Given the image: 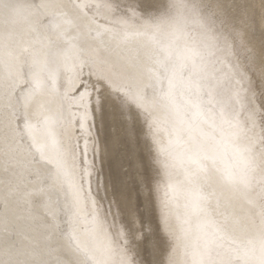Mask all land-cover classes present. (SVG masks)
<instances>
[{
    "label": "rangeland",
    "instance_id": "obj_1",
    "mask_svg": "<svg viewBox=\"0 0 264 264\" xmlns=\"http://www.w3.org/2000/svg\"><path fill=\"white\" fill-rule=\"evenodd\" d=\"M1 1L12 4L14 2H18V1L20 2L22 0H1ZM242 1L241 0H137L136 4L134 5L136 11L133 14L131 8L129 7V0H62V1L49 0L48 3L50 4V6L49 8L46 9L47 12L45 11V13L43 14V16H45V18L43 17V21L49 20L48 16L49 17L52 16L54 22V28L51 31L49 27L42 28L41 32L37 33L38 43L36 44L37 46L35 45V48H38L37 53H40L43 50V45H45L47 41L45 42V44H41L40 42H42L45 39V37L53 38V40L52 41L50 40V43L47 44L44 50L46 49L52 50L53 46H57L56 47L57 52L63 56L60 58L72 62V64H70L68 69H70L69 73H71L70 75L71 79L73 75L74 77L71 81V86L69 88L70 90L68 92L69 94H66L65 96L58 89H56L57 88L56 84L52 85L53 87L50 88L51 90L50 97L51 98L54 97V99L48 98L46 100L47 103H45L44 105L45 106L44 110H46L45 112H47L45 113L46 115L42 113L38 114L36 120L35 121L33 120L31 124L29 123L30 121L29 117L23 116L18 120V128L20 132H23V134L21 135L24 137L25 139L24 141L27 144V147H29L36 155L34 159L36 164L41 163L42 165L48 166V167L42 166L46 174L41 173L43 177H41L40 180L38 179L39 185L37 184V188L44 190L48 188L51 183H54L56 181L57 186H61L60 188L64 192V195L66 194L64 207L62 209L63 212H66L64 213L65 224H63V226L59 229V233L61 232L60 234H62V236H65L66 238L65 241L68 242V244L71 247L72 245L74 247L76 246L75 248H77L78 252L81 253L80 255L81 256L83 255L81 257L83 264H99L97 263V260H98V255L101 257V254H102V259H101L102 264H120L122 256L124 255H126L129 259L134 260L136 264H143V262L146 259L152 260L153 264H176V263L205 264L209 260V257L212 254L211 249L217 251V254L220 257V259L218 257L216 261L228 259L231 260L232 264H264V253H262L264 252V245H262L264 244V235H262V233H264L263 231L264 224H262L264 223V181H263L264 180L263 179L264 178V95L261 94L262 92L261 77L264 76V36L263 35L261 36L258 33H256V29L254 27L250 29L251 31L244 30L240 22L238 23V15H237V14L240 15L241 10L244 9L246 10L247 5L252 6L253 4V8H254L253 12L254 15H256L255 17L259 18L264 16L263 14L264 0L263 1L242 0ZM257 1L263 3H261V7L256 9L254 3L255 5H257L258 4ZM117 4L119 5V7H117ZM238 5L240 6L239 8L240 11L237 12L236 7ZM63 8L64 9L67 8L66 9L67 11L65 10L64 12ZM62 12L64 13L62 14ZM61 14L63 17L61 16ZM258 14H260L259 17ZM72 16H75L76 20H74ZM60 20L61 23L59 22V24L61 25H58V21ZM71 20L74 21L70 22ZM91 20H94V23H92V25H91ZM76 21L77 23L75 24L74 22ZM106 25L107 26L109 25L108 28ZM194 26L198 28V29L196 28L197 30L195 33L192 32V30L193 31L195 30ZM74 33L76 35H74ZM63 34L65 35L69 34V35L65 36ZM73 35L76 37H74ZM79 35L82 37L80 38ZM103 35L104 37H102ZM174 35L177 36L175 37ZM73 37L76 39H74ZM106 38L109 39L107 40ZM124 38H126V40ZM61 40L62 42H60ZM74 40H75V44L73 43ZM80 43L82 45H79ZM107 44H109V46ZM115 44L116 46L120 47V52H125L126 54L125 57L129 56L127 55V52L131 55L130 52L133 53L139 49V54L136 56L137 58L136 57L133 58V60L136 62L135 63L132 62L133 66L132 64H129L132 68L128 67L129 65L126 64V62L124 64L125 66L124 67L117 60L118 56L115 54L112 48V46L116 47ZM125 45L126 48L124 49L123 47H125ZM128 45H130V47H128ZM83 46H85L86 49ZM132 46L134 47L132 48ZM100 47L101 48L105 47L106 50L105 48L100 49ZM187 47L188 48L190 47V49H188ZM145 48L147 49L146 51ZM122 49H124V51H122ZM99 51L100 52L102 51L101 54ZM87 52H89V54ZM141 52L143 53V55L140 54ZM86 55H88L87 56L88 58L86 57ZM107 56L109 57V59ZM104 57L106 59H103ZM48 58L51 59L50 57ZM168 59L170 61V64L168 62ZM190 59H193L194 61ZM114 60L115 62L113 63ZM84 61L92 62L91 68L94 70L95 73H97L96 75L101 77L104 81L106 80L105 81L106 84L110 85L111 92L108 93L112 98L110 100L113 101L115 100L118 104H120L121 98L118 95V93H123L124 95L129 97L137 93L140 96H142L141 98L142 108L139 110V122L137 124V130L135 133L132 134L131 139L128 138V135L126 133V128H131L133 124L132 117L127 112L122 113L121 110L118 112L117 116H115V112L113 113V110L111 109V104L108 102L109 101L108 98H106V92H107L106 88L98 87L97 84H95L96 83L95 77L91 76V73H89L87 69H85L83 75L81 74L80 81L76 82L75 79L77 75L76 71L80 68L83 69L82 66L84 65ZM42 62L43 60L40 58L36 64L37 65L40 64L39 66L42 67V73L45 76L46 85H47L50 84V82L48 81L49 75L50 77L52 76L51 79L55 81V78L53 76L55 74V71L52 66L54 64L52 60H50L51 63L48 62V60L44 61L43 63ZM158 63L161 64L158 65ZM117 64L119 67H116ZM121 66H123L124 68H122ZM194 66H196L195 68L197 69L194 73H191L193 72ZM33 67H35V65H32V70ZM154 67L156 69H154ZM136 71H138V74ZM120 72L122 74H120ZM127 73L133 76L131 75L128 76ZM182 77L183 79H181ZM117 78L120 82L117 80ZM113 79H115V81ZM121 80L123 82H121ZM129 80L130 81L132 80L131 81L132 83H130ZM179 81L182 83H180ZM122 83L124 84L122 85ZM137 84L139 87L137 86ZM181 84L182 87L180 88L183 91L181 89H179L178 91L177 87L178 85ZM93 86H95V88ZM148 86L150 88L151 87L153 88L150 89ZM23 87L26 88L32 87L31 89H33V91L36 92L37 90L42 88V83L40 82V84L33 86L28 81L27 83L26 82L23 83ZM126 87L129 88L127 89ZM119 88H121L122 90ZM20 89L22 90L23 88ZM165 91L168 92L169 96H170L169 93L170 91L175 92V93L171 92V95L174 96L173 98H175L174 103H172L171 100L170 102H168L167 100L169 99L168 95L165 101L159 98L158 95L161 94L162 92L164 93ZM162 95L164 96V94ZM22 98L24 97L22 96ZM162 98H165V96ZM173 98L171 97V99ZM97 99L101 100V103L99 105H97L96 103ZM198 99L204 101L203 106H201L202 104H200L199 102H196ZM54 100L57 102L53 103ZM51 103H53L55 106ZM177 103H184L187 104L188 106L189 112H187L184 118L182 117L183 119H180L179 117H181V115H179L175 111V109L177 110V107H175ZM253 107L255 109L254 113H253ZM52 110L53 111L56 110L55 114L53 113ZM98 113L101 115L99 116ZM193 113L197 115L196 116L197 118L195 117V115H193ZM250 114H252L251 119L249 118ZM169 118L171 121L169 120ZM41 119L44 122L41 121ZM200 119L201 121L202 120L203 121L201 122ZM204 119L206 121L207 120L209 121L206 122ZM194 121H196L197 124H199L198 122L201 123L200 125H197L195 124L196 122L194 123ZM204 121H205V125L203 126ZM25 122L27 126H25ZM208 123L210 126L208 125ZM38 124H40L41 126L40 125L38 126ZM72 124H74L75 126ZM171 124L173 125L174 128L172 127ZM193 124H195L196 127ZM177 125L179 126L180 129L178 128ZM31 127L34 129L31 130L30 129ZM188 127H190L189 131L187 130ZM201 129L203 130L201 131ZM236 129L237 131H235ZM35 130L37 132L40 131L43 136V141L37 145L33 144L34 142L32 140L34 136L33 131L35 132ZM57 132H59L60 134ZM206 132L208 135H206ZM210 132L212 135L210 134ZM62 134L64 137H62ZM199 134L200 135L202 134L201 138L207 137L209 136V134L212 137L209 136V139L208 137L206 139L205 138L200 139ZM224 134L226 136H224ZM58 135H60V138ZM166 135L167 137L169 136L168 139ZM181 135H183L182 136L183 138L181 137ZM220 136L222 137V139ZM225 137L226 140L223 141ZM170 138H172V141H170L171 140ZM191 138L193 142L191 141ZM229 138L231 142L228 140ZM221 141L223 143H221ZM205 142H207L206 143L207 145L205 144ZM210 142L212 144H210ZM226 142L227 143L229 142L228 144L230 145L226 144ZM198 143L199 144L201 143L200 144L201 146ZM53 145L56 146L54 147ZM170 145L174 147L172 148ZM66 146L69 148H67ZM206 147L208 148L206 149ZM57 149L59 152L57 151ZM191 149L193 151H191ZM235 149H237L238 152L241 151L240 153L241 157H239L240 155H238ZM67 150L68 152H70V155L67 154L65 155V152ZM207 150H209V152ZM56 151L57 153H55ZM211 153L213 154V156ZM231 153L234 156H232ZM193 155L195 157H193ZM247 155L248 157H246ZM210 156H212V158ZM169 157H171L172 159ZM197 159L199 160L197 161ZM55 160L60 162L57 161L55 162ZM2 161L3 159L0 156V170H1L0 179L2 180V181L0 180V210L3 209L4 211L3 213L5 214L4 220L6 222L5 223L6 228L4 227V229L0 233V236L3 237V239L5 240L8 246L13 247L15 250L18 251L22 250V248H25L27 244H28L27 246L32 247V250H34L33 249L34 247L36 248L38 247L37 243L33 240V237L31 236V232H29L30 230H28L29 228L22 220L23 218L21 217L20 213L17 210V207L15 206L16 202L14 201L16 196V192H15L16 182L14 181V179L6 169L4 161L3 162ZM204 161H206V163L208 162L209 163L208 164L199 163ZM50 162L52 166H50ZM66 162L68 163V166ZM185 162L187 163V166ZM196 164L199 166H197ZM180 165L182 167H180ZM171 166L173 168L175 166L177 167L173 169ZM63 167H65V169ZM194 167L196 168L194 169ZM199 167L207 168V169L209 168L208 171H210V174L207 173L206 175H203L206 178L202 177V179L205 180L204 182L201 180L199 183L185 179L186 176L188 177L189 175L199 170L200 169ZM242 167L244 169H242ZM212 174L213 176H216V174L218 175L216 177H213ZM47 175H49V177H47ZM200 175L202 176V174ZM211 176L213 177V179ZM223 177H225V179ZM218 178L220 179V181ZM136 180L140 181L139 187L141 190V195L136 201L139 207V217H140L136 227L137 229H140L143 226L144 232L147 234V239L145 238L144 235H139L136 239H132L130 234L125 232L123 228V214L120 206L117 203L118 199L121 198L119 196L121 190L126 191L130 188H134L136 186L135 185ZM145 182L150 184L152 188L150 199L147 198L148 189L145 187ZM182 182L185 184V186H183L184 184ZM214 182L216 183L214 184ZM45 183L47 185H45ZM173 186H175V189L179 188L178 190H181L182 193L180 194L182 195L177 194L181 199L174 194L172 189ZM212 186H214V188H212ZM218 186L220 189L218 188ZM184 187L185 189H182ZM215 188L218 189L216 190ZM200 189L201 191H199ZM212 189L217 191V192L215 191L217 195H214L215 192ZM185 190L186 191L189 190V191L186 192ZM229 191H231V193ZM218 192L219 195H221L223 198L221 196L219 198L217 197L219 196ZM227 192L230 194H228ZM167 193L168 194L170 193V195L166 196ZM225 194L227 195L225 196ZM206 195H208L209 197ZM183 196L187 197L191 202L194 203L195 205L194 208L197 209V212L201 211L204 207H207L206 209L207 213L205 212L203 214H200L201 216L199 214L194 215L193 213H191V216H189L187 213L182 216L180 213V209L176 206V202L178 201V199L179 201H182ZM230 196L233 197L231 200H229L231 198ZM185 197H183V199H185ZM210 197L212 199H210ZM215 197H217L218 199ZM167 198H169L168 199L169 202L166 200ZM213 199H215L214 202ZM68 200L71 203L68 202ZM238 200H240L239 201L240 203L238 202ZM209 201H211V203ZM235 201H237V203ZM166 202L167 204L170 205H166ZM227 202L229 206L226 204ZM248 202L250 203L249 205L250 210L248 208V204H249ZM223 205L225 208L223 207ZM252 205H254V207ZM238 206H240L241 208L239 207L237 209ZM67 207H69V210ZM65 208L67 211L65 210ZM226 209H228L231 214ZM78 211L80 213H78ZM236 213L238 216L236 215ZM73 214L75 215V217ZM211 215L213 216V218ZM183 217L185 219H183ZM199 217L202 221L199 219ZM208 217L209 218L211 217L210 219L216 220V222L214 221L213 224V221L208 219ZM10 220L11 222L12 221L13 222L11 223ZM72 220L74 221L72 222ZM241 220H248V221H241ZM94 221L96 222L94 223ZM141 221L143 222L142 224ZM181 221L183 222L180 223ZM211 222L213 225H210ZM72 223L74 224L72 225ZM208 223L210 225L209 226L210 229H208L207 226ZM226 223L229 225H227ZM174 224H176L175 225L176 227L173 228ZM168 225L171 229L168 228ZM191 225L192 227H190ZM211 226L216 227L215 229L217 230L215 231V229H212ZM253 226L254 228H252ZM262 226H263L262 228L263 232H261V230L259 229V227L261 228ZM193 227L195 228L194 230ZM250 227L252 229H255L254 230L255 233L253 232V230H251ZM17 228L20 230H18ZM219 229L221 232L219 231ZM176 230L177 232H175ZM118 232L120 233V235H117ZM182 233H185L186 235ZM229 234L232 235L231 238ZM193 236L194 239L190 241L193 238ZM17 237L22 239L21 240L22 244L19 243L18 240H16ZM238 238L241 241H239ZM243 238L244 240H242ZM258 239L259 241L256 242ZM111 240H114L115 243H117L118 241L119 246H111L109 243ZM122 240L125 241L126 243L122 244L121 243ZM201 241H203L204 243ZM248 241L251 242L249 243ZM243 242L244 244L241 245ZM24 243L26 244L24 245ZM238 243H240V245ZM175 244H178L179 246ZM252 246H255L256 248ZM260 247L262 250L260 249ZM0 249L2 250L1 252H3L4 249H8V248H4L3 246H1ZM257 250L259 251V253ZM235 252L238 253L236 254ZM37 254L38 252L37 253L35 252V255H33L30 258L32 264H46L47 263L46 257L42 256L41 254L38 255ZM235 255H237L238 257ZM160 256H164L163 258L164 260L160 258ZM249 258H251L253 261L251 259L249 260ZM111 259H113L114 262L110 261ZM17 262L20 264V260L17 259Z\"/></svg>",
    "mask_w": 264,
    "mask_h": 264
},
{
    "label": "bare ground",
    "instance_id": "obj_2",
    "mask_svg": "<svg viewBox=\"0 0 264 264\" xmlns=\"http://www.w3.org/2000/svg\"><path fill=\"white\" fill-rule=\"evenodd\" d=\"M46 1V2H45ZM62 1V0H61ZM242 1V0H241ZM263 1V0H262ZM49 2V0H22V1H18V2H14V3H12V4H10V3H7V2H4V1H1L0 0V142L2 141V143H3V146L5 147V150H6V153L4 152L5 150H3V148L0 146V156H1V158L3 159V161H4V164H5V166H6V169L8 170V172L10 173V175L12 176V178L14 179V181L16 182V184H15V192H16V196H15V201L14 202H16V204H15V206L17 207V210H18V212L20 213V215H21V217L23 218H21L24 222H25V224H26V226L29 228L28 230H30L29 232H31V236L33 237V240L37 243V248L36 247H34L33 249L34 250H32V247H29V246H27L26 245V247L25 248H22V250H15L13 247H11V246H8L7 244H6V242H5V240L3 239V237H1L0 236V247L1 246H3L4 248H8V249H4V251L3 252H1L2 250L0 249V264H19L18 262H17V259L18 260H20V264L22 263V264H32V262L30 261V258L33 256V255H35V252L37 253L38 252V254H41L42 256H45L46 257V260H47V263L46 264H83V261L81 260V257L83 256H81L80 254V252H78V250H77V248H75L73 245H72V247L68 244V242H66L65 241V236H62V234H60L59 233V229L63 226V224H65L64 223V213H66V212H63L62 211V209H63V207H64V201H65V195H64V192L61 190V186H57V182L55 181L54 183H51L50 185H49V187L48 188H46V189H38L37 188V184L39 185V182H38V179L40 180V178L41 177H43L42 175H41V173H45L46 174V172H45V170H44V168L42 167V166H47V165H42L40 162H38V163H40L41 164V166H40V164H36V162H35V157H36V155L33 153V151L29 148V147H27V144L25 143V139H24V137L21 135V134H23V132H20V130H19V128H18V120H19V118H21V117H26V116H28L29 117V123L31 124V122L34 120H36V117L38 116V114H40V113H42V114H45V113H47V112H45L46 110H44L45 108V103H47V99L49 98V99H54V97H50V94H51V90H50V88H52L53 86L52 85H54V84H56V86H57V88L56 87H54V88H56V89H58L64 96L66 95V94H69L68 92H69V88H70V86H71V81H72V79H73V77H74V75H73V77H72V79H71V77H70V75H71V73H69L70 72V69H68V67L70 66V64H72V62L71 61H69V60H63V59H61L60 57H63L62 55H60L58 52H57V46H53L52 47V50H44L45 48H46V46H47V44H49L50 43V40L52 41L53 40V38H51V37H45V39L42 41V42H40L41 44H45V42H46V44L45 45H43V50L40 52V53H37L38 52V48H35V45L38 43V41H37V33L39 32H41V30H42V28H47V27H49L50 28V31L54 28V22H53V19H52V16H48V19L49 20H44L43 21V17L45 18V16H43V14L45 13V11H46V9L47 8H49V6H50V4L48 3ZM59 2V1H58ZM66 2V1H65ZM251 2V1H250ZM258 2V1H257ZM54 3V2H53ZM62 3V2H61ZM242 3H243V1H242ZM261 3H263V2H261ZM261 3L260 2H258V4L257 5H255V3H254V6H256V9L257 8H259V7H261ZM68 4V3H67ZM66 4V5H67ZM69 5V4H68ZM219 5V4H218ZM242 5V4H241ZM245 5V4H244ZM84 6V5H83ZM246 6V5H245ZM58 7V6H57ZM59 8V7H58ZM239 8H240V6L238 5L237 7H236V11L238 12V11H240L239 10ZM64 9V8H63ZM67 9V8H66ZM66 9H64V12H65V10ZM244 9V8H243ZM254 8H253V4H252V6L250 5V6H246V10L244 9V10H241V13H240V15L239 14H237L238 15V23L240 22V24L243 26V28H244V30H246V31H249L251 28H255L256 29V33H258L259 35H263L264 36V16H262V17H259V15L260 14H258V17L259 18H257V17H255L256 15H254V10H253ZM262 9V8H261ZM53 10V9H52ZM62 10V9H61ZM229 10V9H228ZM50 11V10H49ZM67 11V10H66ZM70 11V10H69ZM47 12V11H46ZM64 12H62V14L64 13ZM98 12V11H97ZM100 12V11H99ZM55 13V12H54ZM68 13V12H67ZM73 13V12H72ZM260 13V12H259ZM62 14H61V16H62ZM257 14V13H256ZM264 14V13H263ZM57 15V14H56ZM98 15V14H97ZM93 16V15H92ZM177 16V15H176ZM46 17H47V14H46ZM57 17H60V16H57ZM63 17V16H62ZM73 17V19L74 20H76L75 19V16H72ZM78 17V16H77ZM236 17V16H235ZM55 19V18H54ZM57 19H59V18H57ZM63 19H65V18H63ZM66 19H67V16H66ZM73 20V21H74ZM63 21V20H62ZM72 20L70 21V22H73ZM77 21H78V19H77ZM77 21L76 22H74L75 24L77 23ZM90 21V20H89ZM56 22V21H55ZM59 22L61 23V20L60 21H58V25H61V24H59ZM64 22V21H63ZM69 22V21H68ZM69 22V23H70ZM80 22H82V21H80ZM107 22V21H106ZM106 22H105V24H106ZM109 22V21H108ZM168 22V21H167ZM174 22V21H173ZM79 23V22H78ZM92 23H94V20H91V25H92ZM66 24H68V23H66ZM103 24V23H102ZM135 24V23H134ZM72 25V24H71ZM71 25H69V26H71ZM84 25V24H83ZM90 25V26H91ZM167 25V24H166ZM63 26H64V24H63ZM68 26V27H69ZM73 26V25H72ZM99 26V25H98ZM97 26V27H98ZM107 26V25H106ZM109 26V25H108ZM108 26H107V28H108ZM67 27V28H68ZM82 27V26H81ZM93 27V26H92ZM100 27V26H99ZM195 27V30L193 31L192 30V32L193 33H195L196 32V30L198 29L196 26H194ZM70 28H72V27H70ZM70 28H69V30H70ZM78 28V27H77ZM76 28V29H77ZM91 28V27H90ZM95 28V27H94ZM197 28V29H196ZM59 29V28H58ZM62 29H63V27H62ZM87 29V28H86ZM89 29V28H88ZM102 29V28H101ZM57 30V29H56ZM108 30V29H107ZM122 30V29H121ZM127 30V29H126ZM132 30V29H131ZM134 30V29H133ZM157 30V29H156ZM87 31V30H86ZM99 31H100V29H99ZM116 31V30H115ZM137 31V30H136ZM200 31V30H199ZM251 31V30H250ZM60 32V31H59ZM63 32H65V31H63ZM68 32V31H67ZM85 32V31H84ZM101 32H103V31H101ZM53 33V32H52ZM70 33V32H69ZM81 33V32H80ZM124 33V32H123ZM132 33V32H131ZM130 33V34H131ZM171 33V32H170ZM169 33V34H170ZM172 33H173V31H172ZM202 33V32H201ZM61 34V33H60ZM85 34V33H84ZM94 34V33H93ZM106 34H107V32H106ZM116 34V33H115ZM133 34V33H132ZM131 34V35H132ZM157 34V33H156ZM63 35H65V34H63ZM69 35V34H68ZM67 34L65 35V36H68ZM74 35H76L75 33H74ZM73 35V36H74ZM78 35V34H77ZM82 35V34H81ZM134 35V34H133ZM168 35V34H167ZM51 36V35H50ZM80 36V35H79ZM83 36V35H82ZM82 36H80V38L82 37ZM111 36V35H110ZM117 36V35H116ZM130 36V35H129ZM175 36V35H174ZM173 36V37H174ZM177 36V35H176ZM175 36V37H176ZM261 36H259V37H261ZM74 37H76V36H74ZM73 37V38H74ZM84 37V36H83ZM102 37H104V35L102 36ZM159 37V36H158ZM162 37H164V36H162ZM257 37H258V35H257ZM51 38V39H50ZM62 38V37H61ZM94 38V37H93ZM99 38V37H98ZM123 38V37H122ZM74 39H76V38H74ZM78 39H79V37H78ZM83 39V38H82ZM96 39V38H95ZM107 39V38H106ZM109 39V38H108ZM107 39V40H108ZM113 39V38H112ZM119 39V38H118ZM125 40H126V38H124ZM128 39V38H127ZM157 39V38H156ZM162 39V38H161ZM65 40V39H64ZM70 40H71V37H70ZM86 40V39H85ZM99 40V39H98ZM114 40V39H113ZM113 40H112V42H113ZM139 40V39H138ZM142 40V39H141ZM140 40V41H141ZM159 40V39H158ZM256 40V39H255ZM80 41V40H79ZM94 41V40H93ZM92 41V42H93ZM100 41V40H99ZM120 41V40H119ZM129 41V40H128ZM60 42H62V40L60 41ZM72 42V41H71ZM81 42V41H80ZM83 42V41H82ZM86 42V41H85ZM88 42V41H87ZM98 42V41H97ZM101 42V41H100ZM105 42V41H104ZM109 42V41H108ZM188 42V41H187ZM74 44H75V40H74V42H73ZM79 43V42H78ZM91 43V42H90ZM94 43V42H93ZM122 43H124V42H122ZM130 43V42H129ZM133 43V42H132ZM148 43V42H147ZM175 43H176V41H175ZM174 43V44H175ZM60 44V43H59ZM70 44V43H69ZM103 44V43H102ZM139 44V43H138ZM146 44V43H145ZM165 44H167V43H165ZM164 44V45H165ZM173 44V45H174ZM55 45V44H54ZM63 45V44H62ZM67 45H68V43H67ZM78 45V44H77ZM76 45V46H77ZM79 45H82L81 43L79 44ZM85 45V44H84ZM96 45V44H95ZM99 45V44H98ZM101 45V44H100ZM108 46H109V44H107ZM126 45H127V43H126ZM126 45H125V47H123L124 49L126 48ZM157 45H158V43H157ZM172 45V44H171ZM34 46V47H33ZM37 46V45H36ZM64 46V45H63ZM75 46V45H74ZM92 46V45H91ZM115 46H116V44H115ZM121 46V45H120ZM141 46V45H140ZM146 46V45H145ZM144 46V47H145ZM161 46H162V44H161ZM33 47V48H32ZM81 47V46H80ZM85 49H86V47L85 46H83ZM98 47V46H97ZM102 47H103V45H102ZM106 47V46H105ZM104 47V48H105ZM128 47H130V45H128ZM134 46H132V48H133ZM167 47V46H166ZM170 47V46H169ZM41 48V47H40ZM49 48V47H48ZM66 48V47H65ZM104 48H101L100 47V49H104ZM112 48H113V50H114V52H115V54L118 56V58H117V60L120 62V64L121 65H123L124 66V64H125V62H126V64H132V66H133V63L132 62H136V61H134L133 60V58L134 57H136L138 54H139V49L137 50V51H135V52H130L131 53V55L127 52V55H129V56H127V57H125L126 56V54H125V52H120V47H118V46H116V47H114V46H112ZM137 48V47H136ZM135 48V49H136ZM175 48V47H174ZM188 48V47H187ZM67 49V48H66ZM124 49H122V51H124ZM131 49V48H130ZM142 49V48H141ZM177 49V48H176ZM188 49H190V47L188 48ZM56 50V51H55ZM62 50H64V49H62ZM83 50V49H82ZM105 50H106V48H105ZM134 50V49H133ZM147 49L145 48V51H146ZM159 50V49H158ZM171 50V49H170ZM68 51V50H67ZM97 51V50H96ZM110 51V50H109ZM125 51H127V50H125ZM157 51V50H156ZM160 51V50H159ZM165 51V50H164ZM193 51V50H192ZM100 52V51H99ZM102 52V51H101ZM101 52H100V54H101ZM104 52V51H103ZM107 52V51H106ZM194 52V51H193ZM67 53V52H66ZM77 53V52H76ZM88 54H89V52H87ZM86 53V54H87ZM94 53V52H93ZM105 53V52H104ZM195 53V52H194ZM39 54V55H38ZM65 54V53H64ZM109 54V53H108ZM111 54V53H110ZM140 54H142L143 55V53L141 52ZM145 54V53H144ZM179 54V53H178ZM186 54V53H185ZM80 55V54H79ZM112 55V54H111ZM147 55V54H146ZM146 55H144V56H146ZM176 55V54H175ZM193 55V54H192ZM88 55H86V57H87ZM100 56V55H99ZM143 56V57H144ZM168 56V55H167ZM173 56V55H172ZM48 57H50L51 59H49ZM98 57V56H97ZM108 57V56H107ZM141 57V56H140ZM146 57H148V56H146ZM153 57V56H152ZM166 57V56H165ZM42 59L43 60V62L44 61H46V60H48V62H50V60H52V62H53V64L54 65H52L53 66V68H54V71H55V74L53 75L54 76V78H55V81L54 80H52L51 79V77H50V75H49V82H50V84H47L46 85V80H45V76L43 75V73H42V67L41 66H39V65H37L36 63H37V61H39V59ZM88 58V57H87ZM137 58V57H136ZM136 58H135V60H136ZM180 58V57H179ZM103 59H106L105 57L103 58ZM108 59H109V57H108ZM138 59H140V58H138ZM200 59V58H199ZM78 60V59H77ZM91 60V59H90ZM165 60V59H164ZM171 60H172V57H171ZM190 60H193V59H190ZM189 60V61H190ZM97 61V60H96ZM95 61V62H96ZM99 61V60H98ZM145 61V60H144ZM152 61V60H151ZM157 61V60H156ZM160 61V60H159ZM167 61V60H166ZM165 61V62H166ZM176 61H177V59H176ZM194 61V60H193ZM42 62V63H43ZM109 62V61H108ZM115 62V60L113 61V63ZM139 62H140V60H139ZM154 62V61H153ZM152 62V63H153ZM168 62H169V64H170V61H169V59H168ZM51 63V62H50ZM103 63V62H102ZM113 63H112V65H113ZM117 63V62H116ZM151 63V62H150ZM198 63V62H197ZM49 64V63H48ZM76 64V63H75ZM138 64V63H137ZM155 64V63H154ZM161 64V63H160ZM159 63H158V65H160ZM167 64V63H166ZM176 64V63H175ZM184 64H185V61H184ZM32 65H35V67H33V70H32ZM42 65V64H41ZM103 65V64H102ZM101 65V66H102ZM106 65V64H105ZM142 65H144V64H142ZM147 65V64H146ZM150 65V64H149ZM165 65V64H164ZM177 65V64H176ZM37 66V67H36ZM108 66V65H107ZM123 66H121L122 68H124ZM140 66V65H139ZM166 66V65H165ZM170 66V65H169ZM192 66V65H191ZM199 66V65H198ZM46 67V66H45ZM83 67V69L82 68H80V69H78L76 72V82H79L80 81V79H81V74L83 75V72L85 71V69H87L88 70V72L89 73H91V76H93V77H95V80H96V83L95 84H97V86L98 87H102V88H106L105 86H104V84L106 83L101 77H99V76H97L96 74L97 73H95L94 72V70L91 68L92 67V62H90V61H87V62H85L84 61V65L82 66ZM99 67V66H98ZM116 67H119L118 66V64H117V66ZM128 67H131L130 65L128 66ZM137 67V66H136ZM161 67V66H160ZM168 67V66H167ZM196 67V66H195ZM78 68V67H77ZM127 68V67H126ZM132 68V67H131ZM142 68V67H141ZM144 68V67H143ZM159 68V67H158ZM184 68V67H183ZM194 68V67H193ZM48 69V68H47ZM102 69V68H101ZM100 69V70H101ZM107 69V68H106ZM110 69H111V66H110ZM136 69V68H135ZM138 69V68H137ZM154 69H156L155 67H154ZM168 69V68H167ZM171 69V68H170ZM197 69V68H196ZM53 70V69H52ZM113 70H115V69H113ZM112 70V71H113ZM123 70V69H122ZM122 70H120V71H122ZM130 70V69H129ZM132 70V69H131ZM144 70V69H143ZM161 70V69H160ZM182 70H184V69H182ZM189 70H192V69H189ZM33 71V72H32ZM45 71V70H44ZM97 71V70H96ZM109 71V70H108ZM125 71V70H124ZM128 71V70H127ZM147 71V70H146ZM187 71V70H186ZM73 72V71H72ZM104 72V71H103ZM114 72V71H113ZM119 72V71H118ZM126 72V71H125ZM124 72V73H125ZM137 72V74H138V71H136ZM141 72V71H140ZM144 72V71H143ZM156 72V71H155ZM169 72V71H168ZM171 72V71H170ZM184 72V71H183ZM198 72V71H197ZM129 73V72H128ZM127 73V74H128ZM131 73V72H130ZM159 73V72H158ZM191 73H194V72H191ZM200 73V72H199ZM102 74H104V73H102ZM113 74V73H112ZM120 74H122L121 72H120ZM126 74V75H127ZM134 74V73H133ZM150 74V73H149ZM196 74V73H195ZM194 74V75H195ZM107 75V74H106ZM126 75H125V77H126ZM129 75H131V74H128V76ZM144 75V74H143ZM181 75V74H180ZM188 75V74H187ZM102 76V75H101ZM104 76V75H103ZM123 76V75H122ZM131 76H133V75H131ZM137 76V75H136ZM135 76V77H136ZM140 76V75H139ZM157 76H159V75H157ZM108 77V76H107ZM113 77V76H112ZM124 77V78H125ZM149 77V76H148ZM141 78V77H140ZM142 78H144V77H142ZM191 78V77H190ZM194 78V77H193ZM112 79V78H111ZM115 79H116V77H115ZM115 79H113L114 81H115ZM126 79V78H125ZM139 79V78H138ZM159 79V78H158ZM166 79V78H165ZM181 79H183V77L181 78ZM201 79V78H200ZM117 80H118V78H117ZM117 80H116V82H117ZM142 80V79H141ZM145 80H147V79H145ZM144 80V81H145ZM190 80V79H189ZM30 82V84H32L33 86L34 85H38V84H40V82L42 83V88L41 89H39V90H37L36 92H34L33 91V89H31L32 87H23V83L24 82ZM119 81V80H118ZM130 81V80H129ZM128 81V82H129ZM132 81V80H131ZM130 81V83H132ZM172 81V80H171ZM198 81V80H197ZM204 81V80H203ZM48 82V83H49ZM56 82V83H55ZM116 82H114V83H116ZM120 82V81H119ZM121 82H123L122 80H121ZM139 82H140V80H139ZM139 82H137V83H139ZM154 82V81H153ZM180 82V81H179ZM200 82V81H199ZM207 82V81H206ZM108 83V82H107ZM112 83V82H111ZM130 83H128V84H130ZM148 83V82H147ZM175 83V82H174ZM180 83H182V82H180ZM185 83V82H184ZM188 83V82H187ZM208 83V82H207ZM74 84V83H73ZM118 84H120V83H118ZM124 83H122V85H123ZM125 84H126V82H125ZM144 84H146V83H144ZM189 84H190V82H189ZM175 85V84H174ZM185 85V84H184ZM201 85V84H200ZM117 86V85H116ZM131 86H132V84H131ZM137 86H138V84H137ZM136 86V87H137ZM209 86V85H208ZM207 86V87H208ZM121 87V86H120ZM139 87V86H138ZM149 87V86H148ZM177 87V86H176ZM180 87H182V84L181 85H178V91H179V89H181ZM196 87V86H195ZM20 88H23L22 90L20 89ZM122 88H123V86H122ZM125 88V87H124ZM127 88V87H126ZM129 88V87H128ZM127 88V89H128ZM145 88V87H144ZM143 88V89H144ZM150 88V87H149ZM153 87H151L150 89H152ZM159 88V87H158ZM169 88V87H168ZM177 88H176V90H177ZM19 89H20V91H19ZM115 89V88H114ZM119 89H121V88H119ZM141 89V88H140ZM161 89V88H160ZM192 89V88H191ZM196 89V88H195ZM194 89V90H195ZM208 89V88H207ZM91 90V89H90ZM122 90V89H121ZM124 90V89H123ZM182 90V89H181ZM55 91V90H54ZM106 98H108V102L111 104V109L113 110V113L115 112V116H117V114H118V112L120 111V108L118 107V103L114 100H110V99H112L111 98V96H110V94H108V93H110V91L108 90V88H106ZM134 91V90H133ZM142 91V90H141ZM162 91V90H161ZM169 91V90H168ZM183 91V90H182ZM206 91V90H205ZM209 91V90H208ZM145 92V91H144ZM171 92H173V91H170L169 93H170V96L168 97L169 99H167L168 100V102H170V100H171V102L172 103H174V99L175 98H173L174 96H172L171 95ZM21 93V94H20ZM55 93V92H54ZM133 93V92H132ZM136 93V92H135ZM140 93V92H139ZM147 93V92H146ZM173 93H175V92H173ZM185 93V92H184ZM163 92L161 93V94H159L158 96H159V98H161V99H163L164 101H165V99H166V97H167V95H164L165 96V98H162V97H164L163 95ZM183 94V93H182ZM24 97V98H22V96ZM143 95V94H142ZM145 95V94H144ZM171 97L173 98V99H171ZM59 98V97H58ZM71 98V97H70ZM141 98H142V96H141ZM151 98V97H150ZM154 98H156V97H154ZM182 98V97H181ZM203 98H204V96H203ZM67 99H69V98H67ZM176 99H178V98H176ZM183 99V98H182ZM156 100V99H155ZM159 100V99H158ZM206 100V99H205ZM59 101V100H58ZM71 101V100H70ZM107 101V100H106ZM150 101V100H149ZM186 101V100H185ZM209 101V100H208ZM49 102V101H48ZM55 102H57V101H55L54 100V102L53 103H55ZM146 102H148V101H146ZM180 102V101H179ZM183 102V101H182ZM196 102H199L200 104H202L201 106H203V103H204V101L203 100H197ZM53 103H51V104H53ZM160 103H161V101H160ZM159 103V104H160ZM195 103V102H194ZM50 104V103H49ZM148 104V103H147ZM158 104V105H159ZM178 104V105H177ZM176 105H175V107H177V110L175 109V111L179 114V115H181V117H179L180 119H183L184 117H185V115L187 114V112H189V110H188V106H187V104H184V103H177ZM209 104H210V102H209ZM54 105V104H53ZM53 105H52V107H53ZM153 105V104H152ZM170 105V104H169ZM172 105V104H171ZM55 106V105H54ZM62 106V105H61ZM66 106V105H65ZM160 106V105H159ZM162 106H163V104H162ZM173 106V105H172ZM179 106V107H178ZM58 107V106H57ZM56 107V108H57ZM152 107V106H151ZM205 107V106H204ZM48 108V107H47ZM158 108V107H157ZM165 108V107H164ZM195 108H196V106H195ZM201 108V107H200ZM50 109V108H49ZM52 109V108H51ZM146 109V108H145ZM168 109V108H167ZM174 109V108H173ZM209 109V108H208ZM54 110V109H53ZM52 110V111H53ZM70 110V109H69ZM192 110V109H191ZM200 110V109H199ZM198 110V111H199ZM205 110H206V108H205ZM56 111V110H55ZM55 111H53V113L55 114ZM154 111V110H153ZM201 111V110H200ZM204 111V110H203ZM216 111V110H215ZM149 112H151V111H149ZM160 112V111H159ZM168 112V111H167ZM207 112V111H206ZM153 113V112H152ZM158 113V112H157ZM197 113V112H196ZM200 113V112H199ZM50 114V113H49ZM154 114V113H153ZM152 114V115H153ZM160 114V113H159ZM46 115V114H45ZM98 115L100 116L101 114H99L98 113ZM193 115H195L194 113H193ZM208 115H209V112H208ZM207 115V116H208ZM215 115H216V113H215ZM60 116V115H59ZM157 116V115H156ZM169 116V115H168ZM167 116V117H168ZM176 116V115H175ZM192 116V115H191ZM197 115H195V117H196ZM202 116V115H201ZM200 116V117H201ZM43 117H45V116H43ZM155 117V116H154ZM174 117V116H173ZM183 117V118H182ZM195 117H193V118H195ZM199 117V118H200ZM62 118H64V117H62ZM82 118V117H81ZM197 118V117H196ZM203 118V117H202ZM187 119V118H186ZM191 119V118H190ZM50 120V119H49ZM169 120H170V118H169ZM197 120V119H196ZM205 120V119H204ZM41 121H43L42 119H41ZM75 121V120H74ZM154 121V120H153ZM161 121V120H160ZM171 121V120H170ZM175 121V120H174ZM200 121H201V119H200ZM203 121V120H202ZM201 121V122H202ZM206 121V120H205ZM205 121H204V123H203V126L205 125ZM207 121H209V120H207ZM206 121V122H207ZM44 122V121H43ZM43 122H42V124H43ZM51 122V121H50ZM53 122V121H52ZM60 122H61V120H60ZM63 122V121H62ZM66 122V121H65ZM169 122V121H168ZM178 122V121H177ZM196 121H194V123H195ZM201 122H198L199 124H197V122L195 123V124H197V125H200V123ZM166 123V122H165ZM213 123V122H212ZM215 123V122H214ZM156 124V123H155ZM162 124V123H161ZM195 124H193L194 126H195ZM40 124H38V126H39ZM54 125V124H53ZM61 125V124H60ZM72 125H74V124H72ZM165 125H167V124H165ZM172 125V124H171ZM186 125H187V123H186ZM185 125V126H186ZM208 125H209V123H208ZM21 126V125H20ZM37 126V127H38ZM41 126V125H40ZM45 126V125H44ZM70 126V125H69ZM75 126V125H74ZM178 126V125H177ZM184 126V127H185ZM190 126V125H189ZM207 126V125H206ZM210 126V125H209ZM220 126V125H219ZM43 127V126H42ZM168 127V126H167ZM172 127H173V125H172ZM196 127V126H195ZM201 127H202V125H201ZM47 128V127H46ZM56 128H58V127H56ZM60 128V127H59ZM171 128V127H170ZM174 128V127H173ZM178 128H179V126H178ZM186 128V127H185ZM189 128L190 127H188V131H189ZM222 128V127H221ZM31 130L32 129H34V128H30ZM148 129V128H147ZM159 129V128H158ZM180 129V128H179ZM203 129H204V127H203ZM203 129H201V131L203 130ZM212 129V128H211ZM60 130V129H59ZM172 130V129H171ZM200 130V129H199ZM198 130V131H199ZM208 130V129H207ZM206 130V131H207ZM210 130V129H209ZM55 131V130H54ZM58 131V130H57ZM65 131V130H64ZM63 131V132H64ZM173 131V130H172ZM178 131H180V130H178ZM197 131V130H196ZM227 131H229V130H227ZM235 131H237V129L235 130ZM234 131V132H235ZM153 132V131H152ZM169 132V131H168ZM174 132V131H173ZM184 132V131H183ZM194 132H195V130H194ZM221 132H223V131H221ZM243 132V131H242ZM33 133H34V136H33V144H35V145H37V144H40L42 141H43V136H42V134H41V132L40 131H36L35 130V132L33 131ZM57 133H59V132H57ZM62 133V132H61ZM187 133V132H186ZM229 133V132H228ZM44 134V133H43ZM52 134V133H51ZM60 134V133H59ZM64 134V133H63ZM63 134H62V137H64L63 136ZM126 134V133H125ZM150 134V133H149ZM166 134V133H165ZM184 134V133H183ZM198 134V133H197ZM203 134V133H202ZM201 134V135H202ZM210 134H211V132H210ZM209 134V136L210 137H212L211 135ZM216 134H218V133H216ZM223 134V133H222ZM239 134V133H238ZM65 135V134H64ZM72 135V134H71ZM124 135V134H123ZM122 135V136H123ZM191 135V134H190ZM200 135V134H199ZM201 135H200V139H203V138H207L208 137V139H209V136H207V137H203V138H201ZM206 135H208L207 134V132H206ZM236 135V134H235ZM57 136V135H56ZM55 136V137H56ZM59 136V138H60V135H58ZM183 135H181V137H182ZM219 136V135H218ZM217 136V137H218ZM224 136H226L225 134H224ZM67 137V136H66ZM73 137H74V135H73ZM144 137V136H143ZM162 137V136H161ZM166 137H167V135H166ZM166 137H165V139H166ZM169 137V136H168ZM168 137H167V139H168ZM172 137V136H171ZM180 137V136H179ZM180 137V138H181ZM193 137V136H192ZM217 137H216V139H217ZM221 137V136H220ZM233 137V136H232ZM48 138V137H47ZM51 138V137H50ZM72 138V137H71ZM163 138V137H162ZM173 138V137H172ZM172 138H170L171 140L170 141H172ZM183 138V137H182ZM196 138V137H195ZM224 138V137H223ZM228 138V137H227ZM52 139V138H51ZM50 139V140H51ZM63 139V138H62ZM156 139H158V138H156ZM174 139V138H173ZM189 139H190V137H189ZM221 139H222V137H221ZM54 140V139H53ZM67 140H68V138H67ZM67 140H65V141H67ZM180 140V139H179ZM179 140H177V141H179ZM183 140V139H182ZM211 140V139H210ZM209 140V141H210ZM224 140H226V137H225V139H223V141ZM229 141H230V138L228 139ZM24 141V142H23ZM57 141V140H56ZM165 141V140H164ZM186 141V140H185ZM190 141V140H189ZM191 141H192V138H191ZM190 141V142H191ZM208 141V140H207ZM234 141H235V139H234ZM238 141V140H237ZM52 142V141H51ZM71 142V141H70ZM161 142V141H160ZM176 142V141H175ZM193 142V141H192ZM200 142V141H199ZM220 142V141H219ZM231 142V141H230ZM239 142H241V141H239ZM238 142V143H239ZM61 143V142H60ZM63 143V142H62ZM166 143V142H165ZM207 142H205V144H206ZM221 143H223L222 141H221ZM229 143V142H228ZM227 142H226V144H228ZM233 143V142H232ZM54 144V143H53ZM163 144V143H162ZM194 144H195V142H194ZM199 144V143H198ZM201 144V143H200ZM199 144V145H200ZM204 144V145H205ZM208 144H209V142H208ZM210 144H212L211 142H210ZM219 144V143H218ZM44 145H45V143H44ZM60 145V144H59ZM167 145V144H166ZM193 145V144H192ZM203 145V144H202ZM207 145V144H206ZM228 145H230V144H228ZM235 145H236V142H235ZM54 146V145H53ZM56 146V145H55ZM54 146V147H55ZM64 146V145H63ZM171 146V145H170ZM169 146V147H170ZM176 146V145H175ZM180 146V145H179ZM194 146V145H193ZM198 146V145H197ZM201 146V145H200ZM211 146V145H210ZM213 146V145H212ZM221 146V145H220ZM244 146V145H243ZM52 147V146H51ZM65 147V146H64ZM67 147V146H66ZM157 147H159V146H157ZM164 147V146H163ZM172 147V146H171ZM174 147V146H173ZM172 147V148H173ZM177 147H178V145H177ZM182 147V146H181ZM185 147V146H184ZM187 147H188V145H187ZM191 147V146H190ZM189 147V148H190ZM214 147H216V146H214ZM225 147V146H224ZM230 147V146H229ZM236 147V146H235ZM53 148V147H52ZM67 148H69V147H67ZM106 148V147H105ZM183 148V147H182ZM198 148V147H197ZM200 148H202V147H200ZM208 147H206V149H207ZM217 148H218V146H217ZM232 148V147H231ZM239 148H240V146H239ZM168 149V148H167ZM188 149V148H187ZM246 149V148H245ZM51 150V149H50ZM52 150H54V149H52ZM69 150V149H68ZM68 150L65 152V155L67 154V155H70V152H68ZM162 150V149H161ZM179 150V149H178ZM233 150V149H232ZM236 151H237V149H235ZM239 150V149H238ZM57 151H58V149H57ZM57 151L55 152V153H57ZM175 151H176V149H175ZM188 151V150H187ZM186 151V152H187ZM191 151H193L192 149H191ZM190 151V152H191ZM198 151V150H197ZM208 152H209V150H207ZM215 151V150H214ZM220 151H221V149H220ZM235 151V152H236ZM240 151V150H239ZM245 151V150H244ZM41 152H43V151H41ZM53 152V151H52ZM59 152V151H58ZM160 152V151H159ZM206 152V151H205ZM212 152V151H211ZM216 152V151H215ZM231 152V151H230ZM199 153V152H198ZM202 153V152H201ZM237 153H238V155H240L239 157H241V151L240 152H238L237 151ZM45 154V153H44ZM165 154V153H164ZM174 154H175V152H174ZM179 154H181V153H179ZM178 154V155H179ZM208 154V153H207ZM212 154V153H211ZM218 154V153H217ZM223 154V153H222ZM72 155V154H71ZM167 155H169V154H167ZM167 155H166V157H167ZM184 155V154H183ZM186 155V154H185ZM190 155V154H189ZM196 155V154H195ZM199 155V154H198ZM204 155V154H203ZM216 155V154H215ZM226 155V154H225ZM224 155V156H225ZM231 155H232V153H231ZM75 156V155H74ZM200 156V155H199ZM201 156H202V154H201ZM208 156V155H207ZM212 156H213V154H212ZM212 156H210L211 158H212ZM221 156V155H220ZM232 156H234V155H232ZM41 157V156H40ZM51 157H53V156H51ZM172 157H173V155H172ZM186 157V156H185ZM193 157H195L194 155H193ZM205 157V156H204ZM218 157V156H217ZM238 157V158H239ZM246 157H248V155L246 156ZM163 158H165V157H163ZM169 158H171V157H169ZM188 158V157H187ZM209 158V157H208ZM228 158V157H227ZM245 158V157H244ZM46 159V158H45ZM64 159H65V157H64ZM172 159V158H171ZM196 159V158H195ZM206 159V158H205ZM229 159V158H228ZM227 159V160H228ZM247 159V158H246ZM246 159H244V160H246ZM42 160V159H41ZM57 160H59V159H57ZM57 160H55V162L57 161ZM72 160V159H71ZM177 160V159H176ZM184 160V159H183ZM199 159H197V161H198ZM221 160V159H220ZM234 160V159H233ZM243 160V161H244ZM2 161V162H3ZM36 161H37V159H36ZM40 161V160H39ZM43 161H44V158H43ZM51 161V160H50ZM62 161H64V160H62ZM66 161V160H65ZM186 161V160H185ZM207 161H210V160H207ZM53 162V161H52ZM57 162H60V161H57ZM181 162H182V160H181ZM188 162V161H187ZM245 162V161H244ZM43 163V162H42ZM46 163V162H45ZM44 163V164H45ZM67 163V162H66ZM178 163H179V161H178ZM177 163V164H178ZM191 163V162H190ZM199 163H205V164H208V163H206V161H204V162H199ZM212 163V162H211ZM227 163H228V161H227ZM231 163H232V161H231ZM3 164V163H2ZM59 164V163H58ZM185 164H186V166H187V163L185 162ZM70 165V164H69ZM72 165V164H71ZM197 165V164H196ZM50 166H52L51 165V162H50ZM67 166H68V163H67ZM184 166V165H183ZM197 166H199V165H197ZM201 166V165H200ZM224 166V165H223ZM226 166V165H225ZM48 167V166H47ZM57 167V166H56ZM166 167V166H165ZM172 167V166H171ZM175 167H177V166H175ZM174 167V168H175ZM180 167H182L181 165H180ZM51 168V167H50ZM49 168V169H50ZM55 168V167H54ZM61 168H62V166H61ZM64 169H65V167H63ZM68 168V167H67ZM71 168H72V166H71ZM167 168V167H166ZM173 168V167H172ZM173 168V169H174ZM184 168V167H183ZM182 168V169H183ZM196 167H194V169H195ZM200 169L199 170H197L195 173H193V174H191V175H189L188 177L186 176L185 177V179L186 180H191V181H193V182H199L200 183V181L202 180L203 182L205 181V180H203L202 179V177L204 178L205 176H203V175H206L207 173H209L210 174V171H208V169L207 168H201V167H199ZM214 168V167H213ZM213 168H211V169H213ZM251 168V167H250ZM53 169V168H52ZM168 169V168H167ZM242 169H244L243 167H242ZM258 169V168H257ZM177 170V169H176ZM175 170V171H176ZM179 170V169H178ZM220 170V169H219ZM218 170V171H219ZM247 170V169H246ZM1 171V170H0ZM47 171H49V170H47ZM52 171V170H51ZM58 171V170H57ZM192 171H193V169H192ZM217 171V172H218ZM227 171V170H226ZM238 171V170H237ZM169 172V171H168ZM187 172H188V170H187ZM212 172H214V171H212ZM228 172V171H227ZM242 172H244V171H242ZM31 173H33V174H31ZM48 173V172H47ZM67 173V172H66ZM72 173V172H71ZM71 173H70V175H71ZM74 173V172H73ZM30 174V175H29ZM55 174V173H54ZM63 174V173H62ZM187 174V173H186ZM200 174H202V176L200 175ZM235 174V173H234ZM188 175V174H187ZM200 175V176H199ZM218 174H216V176H217ZM249 175V174H248ZM247 175V176H248ZM33 176V177H32ZM69 176V175H68ZM212 176H213V174H212ZM211 176V177H212ZM216 176H213V177H216ZM221 176V175H220ZM224 176V175H223ZM228 176V175H227ZM232 176V175H231ZM236 176V175H235ZM47 177H49V175H47ZM51 177V176H50ZM65 177V176H64ZM169 177V176H168ZM201 177V178H200ZM210 177V178H211ZM213 177H212V179H213ZM8 178V177H7ZM66 178H67V176H66ZM69 178V177H68ZM74 178V177H73ZM181 178V177H180ZM206 178V177H205ZM209 178V177H208ZM224 179H225V177H223ZM233 178V177H232ZM235 178V177H234ZM237 178V177H236ZM246 178H248V177H246ZM182 179H183V177H182ZM219 179V178H218ZM264 179V178H263ZM1 180V179H0ZM67 180V179H66ZM186 180H185V182H186ZM208 180H211V179H208ZM243 180V179H242ZM249 180V179H248ZM2 181V180H1ZM172 181H173V179H172ZM207 181V180H206ZM219 181H220V179H219ZM219 181H216V182H219ZM225 181V180H224ZM237 181V180H236ZM264 181V180H263ZM72 182V181H71ZM192 182V183H193ZM213 182V181H212ZM216 182H214V184L216 183ZM248 182V181H247ZM183 183V182H182ZM188 183V182H187ZM222 183V182H221ZM238 183V182H237ZM244 183V182H243ZM65 184V183H64ZM67 184V183H66ZM184 184V183H183ZM189 184H191V183H189ZM195 184V183H194ZM197 184V183H196ZM209 184V183H208ZM207 184V185H208ZM213 184V183H212ZM213 184V185H214ZM228 184V183H227ZM227 184H225V185H227ZM251 184V183H250ZM45 185H47L46 183H45ZM77 185V184H76ZM176 185V184H175ZM198 185V184H197ZM200 185H202V184H200ZM204 185V184H203ZM210 185V184H209ZM229 185V184H228ZM70 186V185H69ZM183 186H185V184L183 185ZM40 187V186H39ZM169 187V186H168ZM187 187V186H186ZM199 187V186H198ZM201 187V186H200ZM205 187H206V185H205ZM215 187H216V185H215ZM227 187V186H226ZM241 187V186H240ZM7 188V187H6ZM209 188V187H208ZM210 188H211V186H210ZM209 188V189H210ZM212 188H214V186H212ZM218 188H219V186H218ZM218 188H215L216 190L218 189ZM239 188V187H238ZM237 188V189H238ZM256 188H258V187H256ZM68 189V188H67ZM173 192H174V194L175 195H182V194H180V193H182L181 192V190H178L179 188H176L175 189V186H173ZM180 189H181V187H180ZM182 189H185V187L184 188H182ZM188 189V188H187ZM208 189V190H209ZM220 189V188H219ZM228 189H229V187H228ZM190 190V189H189ZM189 190H187V191H189ZM193 190V189H192ZM213 190V189H212ZM216 190H213L214 192L216 191ZM225 190V189H224ZM223 190V191H224ZM239 190V189H238ZM258 190V189H257ZM256 190V191H257ZM72 191V190H71ZM177 191V192H176ZM186 191V190H185ZM186 191V192H187ZM199 191H201V189L199 190ZM222 191V190H221ZM227 191V190H226ZM243 191V190H242ZM245 191V190H244ZM203 192H205V191H203ZM217 192V191H216ZM215 192V193H216ZM225 192V191H224ZM224 192H223V194H224ZM230 193H231V191H229ZM9 193V192H8ZM67 193V192H66ZM214 193V195H217V193L215 194ZM228 193V192H227ZM230 193H228V194H230ZM243 193H245V192H243ZM258 193V192H257ZM260 193V192H259ZM70 194V193H69ZM207 194V193H206ZM209 194H211V193H209ZM208 194V195H209ZM220 194H222V193H220ZM234 194V193H233ZM241 194H242V192H241ZM15 195V194H14ZM166 195V194H165ZM170 195V193L168 194L167 193V195L166 196H169ZM177 195V196H178ZM195 195H196V193H195ZM200 195V194H199ZM208 195H206V196H208ZM218 195H219V192H218ZM227 194H225V196H226ZM176 196V197H177ZM221 195H219V196H217L218 198L220 197ZM229 196V195H228ZM242 196V195H241ZM253 196H255V195H253ZM71 197V196H70ZM78 197V196H77ZM171 197H172V194H171ZM175 197V198H176ZM179 197V196H178ZM177 197V198H178ZM183 197H185V196H183ZM183 197H182V201H179V199H178V201L176 202V206L180 209V213H181V215L183 216V215H185V214H187L188 213V215L189 216H191V213H193L194 215L195 214H203V213H207V207H204L201 211H199V212H197V209H195L194 207H195V205H194V203L193 202H191L187 197H185V199H183ZM191 197V196H190ZM209 197V196H208ZM217 197H215V198H217ZM222 197V196H221ZM231 197V196H230ZM239 197V196H238ZM262 197V196H261ZM74 198V197H73ZM81 198V197H80ZM176 198V199H177ZM180 198V197H179ZM192 198V197H191ZM212 198H213V196H212ZM211 197H210V199H212ZM217 198V199H218ZM223 198V197H222ZM221 198V199H222ZM225 198V197H224ZM228 198V197H227ZM226 198V199H227ZM233 197H231L229 200H231ZM235 198V197H234ZM12 199H14V198H12ZM69 199V198H68ZM169 198H167L166 200L169 202V200H168ZM181 199V198H180ZM194 199V198H193ZM244 199H245V196H244ZM248 199V198H247ZM257 199V198H256ZM71 200V199H70ZM171 200H172V198H171ZM175 200V199H174ZM249 200V199H248ZM9 201V200H8ZM199 201V200H198ZM215 201V199H213V202ZM220 201V200H219ZM225 201V200H224ZM240 200H238V202H239ZM259 201V200H258ZM68 202H70L69 200H68ZM79 202V201H78ZM84 202H85V200H84ZM206 202V201H205ZM210 203H211V201H209ZM236 203H237V201H235ZM7 203V202H6ZM71 203V202H70ZM82 203V202H81ZM175 203V202H174ZM231 203V202H230ZM240 203V202H239ZM242 203H243V200H242ZM246 203V202H245ZM249 203V202H248ZM76 204V203H75ZM74 204V205H75ZM199 204V203H198ZM197 204V205H198ZM203 204V203H202ZM202 204H200V205H202ZM221 204V203H220ZM223 204V203H222ZM227 205H228V202L226 203ZM251 204H253V203H251ZM261 204V203H260ZM12 205V204H11ZM10 205V206H11ZM85 205V204H84ZM86 205H88V204H86ZM166 205H170V204H167V202H166ZM209 205V204H208ZM218 205V204H217ZM217 205H215V206H217ZM231 205V204H230ZM241 205V204H240ZM249 205H250V203L248 204V208H249V210H250V207H249ZM259 205V204H258ZM66 206V205H65ZM83 206V205H82ZM205 206V205H204ZM207 206V205H206ZM214 206V205H213ZM212 206V207H213ZM229 206V205H228ZM242 206V205H241ZM243 206H244V203H243ZM253 207H254V205H252ZM257 206V205H256ZM174 207V206H173ZM211 207V206H210ZM223 207H224V205H223ZM227 207V206H226ZM236 207V206H235ZM240 206H238L237 207V209L239 208ZM2 208V207H1ZM7 208V207H6ZM68 208V210H69V207H67ZM74 208V207H73ZM176 208V207H175ZM225 208V207H224ZM228 208V207H227ZM241 208V207H240ZM244 208V207H243ZM257 208V207H256ZM213 209V208H212ZM260 209V208H259ZM65 210H66V208H65ZM228 212H229V210L228 209H226ZM242 210V209H241ZM67 211V210H66ZM73 211V210H72ZM80 211V210H79ZM78 211V213H80ZM211 211V210H210ZM213 211V210H212ZM235 211V210H234ZM240 211V210H239ZM246 211V210H245ZM4 211H3V209L2 210H0V233H1V231L4 229V227L6 226V222H5V214L3 213ZM242 212V211H241ZM249 212V211H248ZM75 213H77V212H75ZM190 213V214H189ZM210 213V212H209ZM230 213V212H229ZM234 213V212H233ZM244 213V212H243ZM176 214V213H175ZM231 214V213H230ZM9 215V214H8ZM14 215V214H13ZM74 215V214H73ZM86 215V214H85ZM196 215V216H197ZM210 215V214H209ZM213 215V214H212ZM211 215V216H212ZM234 215V214H233ZM236 215H237V213H236ZM241 215V214H240ZM87 216V215H86ZM201 216V215H200ZM238 216V215H237ZM249 216V215H248ZM7 217H9V216H7ZM13 217V216H12ZM19 217V216H18ZM74 217H75V215H74ZM81 217V216H80ZM229 217V216H228ZM231 217V216H230ZM17 218V217H16ZM69 218V217H68ZM187 218V217H186ZM203 218H205V217H203ZM211 218V217H210ZM209 217H208V219H210ZM212 218H213V216H212ZM214 218H215V215H214ZM236 218V217H235ZM237 218H239V217H237ZM241 218V217H240ZM74 219V218H73ZM183 219H185L184 217H183ZM190 219H191V217H190ZM197 219H198V217H197ZM199 219H200V217H199ZM207 219V218H206ZM243 219V218H242ZM245 219V218H244ZM90 220V219H89ZM88 220V221H89ZM170 220V219H169ZM181 220H182V218H181ZM187 220V219H186ZM194 220V219H193ZM201 220V219H200ZM210 220H212L213 221V224H214V221L216 222V220H213V219H210ZM218 220V219H217ZM69 221V220H68ZM74 220H72V222H73ZM177 221V220H176ZM179 221V220H178ZM190 221H192V220H190ZM195 221V220H194ZM193 221V222H194ZM197 221V220H196ZM202 221V220H201ZM201 221H199V222H201ZM204 221V220H203ZM208 221V220H207ZM231 221V220H230ZM241 221H248V220H241ZM10 222H11V220H10ZM13 222V221H12ZM11 222V223H12ZM96 221H94V223H95ZM183 221H181L180 223H182ZM188 222H189V220H188ZM198 222V223H199ZM227 222V221H226ZM15 223V222H14ZM169 223V222H168ZM170 223H171V221H170ZM169 223V224H170ZM217 223H218V221H217ZM224 223V222H223ZM228 223H230V222H228ZM241 223V222H240ZM71 224V223H70ZM74 223H72V225H73ZM82 224H84V223H82ZM185 224V223H184ZM191 224V223H190ZM195 224H196V222H195ZM194 224V225H195ZM200 224V223H199ZM212 224V222L210 223V225H213ZM227 224V223H226ZM262 224H264V223H262ZM8 225H9V223H8ZM7 225V226H8ZM15 225H17V224H15ZM67 225V224H66ZM176 224H174V226H173V228L174 227H176L175 226ZM193 225V224H192ZM192 225L190 226V227H192ZM198 225V224H197ZM209 223H208V229H210L209 228ZM217 225V224H216ZM218 225H220V224H218ZM227 225H229V224H227ZM231 225V224H230ZM232 225H233V223H232ZM261 225V224H260ZM25 226V225H24ZM92 226V225H91ZM186 226V225H185ZM187 226H189V225H187ZM196 226V225H195ZM199 226V225H198ZM203 226V225H202ZM249 226V225H248ZM178 227V226H177ZM212 227V229H215L216 227H214V226H211ZM224 227H227V226H224ZM6 228V227H5ZM101 228V227H100ZM168 228L169 229H171L170 227H169V225H168ZM184 228V227H183ZM182 228V229H183ZM202 228V227H201ZM223 228V227H222ZM251 228V227H250ZM252 228H254V226L252 227ZM251 228V230H253V232H254V230L255 229H252ZM255 228H256V226H255ZM262 228H263V226L260 228L259 227V229L261 230V232H263L262 231ZM18 229V228H17ZM181 229V228H180ZM179 229V230H180ZM195 228L193 227V230H194ZM249 229V228H248ZM18 230H20V229H18ZM83 230H84V228H83ZM173 230V229H172ZM178 230V229H177ZM177 230L175 231V232H177ZM189 230V229H188ZM192 230V229H191ZM217 229H215V231H216ZM226 230V229H225ZM245 230V229H244ZM260 230H257V231H260ZM205 231V230H204ZM203 231V232H204ZM219 231H220V229H219ZM228 231V230H227ZM18 232V231H17ZM91 232V231H90ZM169 232H171V231H169ZM174 232V231H173ZM181 232V231H180ZM184 232V231H183ZM211 232V231H210ZM221 232V231H220ZM252 232V231H251ZM71 233V232H70ZM79 233H80V231H79ZM190 233H192V232H190ZM197 233H198V231H197ZM255 233V232H254ZM257 233H259V232H257ZM68 234V233H67ZM84 234V233H83ZM169 234V233H168ZM174 234V233H173ZM178 234V233H177ZM182 234H185V233H182ZM196 234V233H195ZM209 234V233H208ZM226 234V233H225ZM224 234V235H225ZM228 234V233H227ZM259 234H261V233H259ZM72 235V234H71ZM75 235V234H74ZM87 235V234H86ZM186 235V234H185ZM191 235V234H190ZM193 235V234H192ZM223 235V236H224ZM230 235V234H229ZM250 235V234H249ZM252 235H254V234H252ZM262 235H264V233H262ZM80 236V235H79ZM93 236V235H92ZM195 236V235H194ZM194 236H193V238L190 240V241H192L193 239H194ZM209 236V235H208ZM222 236V237H223ZM231 236L232 235H230V238H231ZM251 236V235H250ZM84 237V236H83ZM183 237V236H182ZM259 237V236H258ZM11 238V237H10ZM13 238V237H12ZM88 238V237H87ZM196 238V237H195ZM198 238H199V236H198ZM197 238V239H198ZM211 238V237H210ZM248 238V237H247ZM253 238V237H252ZM30 239V238H29ZM80 239V238H79ZM82 239V238H81ZM93 239V238H92ZM97 239H98V237H97ZM202 239V238H201ZM229 239V238H228ZM239 239V238H238ZM16 240H18V242L19 243H21V238H19V237H17V239ZM77 240V239H76ZM181 240V239H180ZM179 240V241H180ZM196 240V239H195ZM199 240V239H198ZM210 240V239H209ZM232 240V239H231ZM242 240H244V238L242 239ZM247 240V239H246ZM245 240V241H246ZM255 240V239H254ZM184 241V240H183ZM197 241V240H196ZM230 241V240H229ZM234 241V240H233ZM236 241V240H235ZM238 241V240H237ZM239 241H241L240 239H239ZM238 241V242H239ZM259 241V239L256 241V242H258ZM201 242H203V241H201ZM249 242V241H248ZM251 242V241H250ZM249 242V243H250ZM255 242V241H254ZM78 243V242H77ZM98 243V242H97ZM110 245L111 246H119V242L117 241V243H118V245H117V243H115L114 242V240H111L110 242ZM181 243V242H180ZM185 243H186V240H185ZM204 243V242H203ZM222 243V242H221ZM232 243V242H231ZM236 243V242H235ZM259 243H261V242H259ZM22 244V243H21ZM26 243H24V245H25ZM234 244V243H233ZM239 245H240V243H238ZM244 244V242L241 244V245H243ZM258 244V243H257ZM74 245H75V243H74ZM79 245H80V243H79ZM78 245V246H79ZM100 245V244H99ZM175 245H178V244H175ZM182 245V244H181ZM185 245V244H184ZM192 245V244H191ZM210 245V244H209ZM251 245V244H250ZM249 245V246H250ZM254 245H255V243H254ZM262 245H264V244H262ZM91 246V245H90ZM179 246V245H178ZM218 246V245H217ZM24 247V246H23ZM74 247V248H73ZM231 247H232V245H231ZM251 247V246H250ZM252 247H255V246H252ZM263 247V246H262ZM92 248H94V247H92ZM218 248H220V247H218ZM236 248V247H235ZM256 248V247H255ZM86 249V248H85ZM180 249H181V247H180ZM260 249H261V247H260ZM175 250V249H174ZM212 251V254H211V256L209 257V260H216V259H218V257H219V255L217 254V251H214L213 249H211ZM224 250H226V249H224ZM229 250H231V249H229ZM236 250V249H235ZM243 250V249H242ZM262 250V249H261ZM189 251V250H188ZM251 251V250H250ZM258 251V250H257ZM109 252V251H108ZM174 252V251H173ZM194 252V251H193ZM198 252V251H197ZM242 252V251H241ZM255 252V251H254ZM90 253V252H89ZM97 253V252H96ZM176 253V252H175ZM236 254L238 253V252H235ZM243 253H245V252H243ZM249 253V252H248ZM258 253H259V251H258ZM261 253V252H260ZM262 253H264V252H262ZM37 254V255H38ZM92 254V253H91ZM234 254V253H233ZM232 254V255H233ZM173 255V254H172ZM209 255V254H208ZM227 255V254H226ZM247 255V254H246ZM91 256V255H90ZM96 256V255H95ZM185 256V255H184ZM183 256V257H184ZM234 256V255H233ZM235 256H237V255H235ZM253 256V255H252ZM87 257V256H86ZM85 257V258H86ZM111 257H113V256H111ZM173 257V256H172ZM181 257V256H180ZM182 257V258H183ZM228 257V256H227ZM230 257V256H229ZM238 257V256H237ZM240 257V256H239ZM250 257V256H249ZM95 258V257H94ZM160 258H164V256H160ZM177 258H179V257H177ZM181 258V259H182ZM226 258V257H225ZM255 258V257H254ZM257 258V257H256ZM40 259V258H39ZM102 254H101V257L98 255V260H97V263H99V264H102ZM170 259V258H169ZM174 259V258H173ZM192 259H193V257H192ZM219 259H220V257H219ZM230 259V258H229ZM251 258H249V260H250ZM94 260V259H93ZM164 260V259H163ZM180 260V259H179ZM208 260V261H209ZM252 260V259H251ZM110 261H112V262H114V260L113 259H111ZM183 261V260H182ZM253 261V260H252ZM254 261H255V259H254ZM105 262H106V260H105ZM177 262V261H176ZM175 262V263H176ZM197 262V261H196ZM244 262V261H243ZM257 262V261H256ZM89 263V262H88ZM247 263V262H246ZM176 264H178V263H176ZM206 264V263H205Z\"/></svg>",
    "mask_w": 264,
    "mask_h": 264
},
{
    "label": "snow or ice",
    "instance_id": "obj_3",
    "mask_svg": "<svg viewBox=\"0 0 264 264\" xmlns=\"http://www.w3.org/2000/svg\"><path fill=\"white\" fill-rule=\"evenodd\" d=\"M137 0H129V7L132 10V13L134 14L136 11V8L134 7V5L136 4ZM117 7H119V5L117 4ZM196 71V68L194 66L193 68V72ZM104 86L106 88H108V90L111 92V87L108 84H104ZM147 86V85H146ZM95 88V86H93ZM261 89L262 92L261 94L264 95V76L261 77ZM164 95H168V92L165 91L163 93ZM118 95L121 98V103L118 105V107L120 108L121 112H127L131 115L132 117V121L133 124L131 126V128H126V133L128 135V138L131 139V136L133 133L136 132L137 130V124L139 122V110L142 108V104H141V96L137 93V94H133L132 96H126L123 93H118ZM97 105H99L101 103L100 99L96 100ZM254 107H253V113H254ZM251 115L250 114V119H251ZM127 123V122H126ZM25 126L26 122H25ZM135 187L134 188H130L128 190H121V192L119 193V196L121 197L120 199H118L117 203L121 208L122 214H123V228L125 230V232H127L128 234H130L132 239H136L139 235H144L145 238L147 239V234L144 232V228L143 226L140 229H137L136 225L138 220L140 219L139 217V207L137 204V199L139 198V196L141 195V190H140V181L136 180L135 181ZM145 187L148 189V199L151 198V192H152V188L151 185L148 184L147 182H145ZM143 222L141 221V224ZM117 235H120V233L118 232ZM122 244H125V241H121ZM120 264H136V262L134 260L129 259L126 255L122 256V259L120 261ZM143 264H153V261L150 259H146ZM206 264H232L231 260L228 259H223L220 261H216V260H209L206 262Z\"/></svg>",
    "mask_w": 264,
    "mask_h": 264
},
{
    "label": "water",
    "instance_id": "obj_4",
    "mask_svg": "<svg viewBox=\"0 0 264 264\" xmlns=\"http://www.w3.org/2000/svg\"><path fill=\"white\" fill-rule=\"evenodd\" d=\"M0 146L3 148V150H5V147L3 146L2 141L0 142ZM4 152L6 153V150Z\"/></svg>",
    "mask_w": 264,
    "mask_h": 264
}]
</instances>
